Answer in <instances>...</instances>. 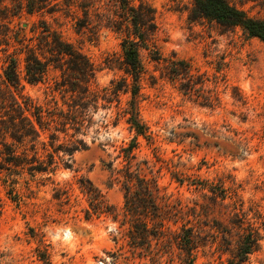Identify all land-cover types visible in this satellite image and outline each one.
<instances>
[{
    "label": "rangeland",
    "instance_id": "374dc122",
    "mask_svg": "<svg viewBox=\"0 0 264 264\" xmlns=\"http://www.w3.org/2000/svg\"><path fill=\"white\" fill-rule=\"evenodd\" d=\"M28 1L0 0V70L9 37L38 42L50 27L94 63L100 88L123 76L118 70L122 37L103 22L106 10L116 11L114 1L98 2L81 32L75 29L76 20L86 18L76 8L72 7L75 15L68 10L73 0H46V9L32 15L21 10ZM231 1L264 18V0ZM140 2L154 9L157 25L156 51H141L146 73L140 92V115L155 144L150 147L140 138L134 164L146 173L153 169L160 177L162 193L182 211L177 213L181 219L168 224L163 242L154 239L150 246L138 248L130 244L125 195L120 185L111 186L109 167L123 166L116 157L134 134L124 121L113 125L116 110L100 109L93 129L109 125L95 142L93 133L86 138L89 149L74 154L71 168L35 177L8 175L0 169V264H183L184 253L175 236L186 221L201 225L195 264H228L232 254L226 248H234L239 239V229L232 223L233 200L214 204L210 188L204 189L210 185L229 195L238 193L248 222L262 234L260 249L245 264H264V42L240 29L228 31L204 19L192 20L193 0H135ZM177 58L190 61L199 79L206 81L200 95H217L220 104L203 107L179 92L167 68ZM20 71L23 78V60ZM218 75L225 79L219 87ZM59 76L51 70L44 83L23 82L24 92L41 105L53 97L62 105L61 96L52 93ZM128 99L122 96L124 104ZM153 147H158L164 162L156 161ZM171 170L183 173L186 180L179 183ZM87 180L115 208L118 220L105 215L86 220L89 199L81 182L88 187Z\"/></svg>",
    "mask_w": 264,
    "mask_h": 264
},
{
    "label": "trees",
    "instance_id": "16d2710c",
    "mask_svg": "<svg viewBox=\"0 0 264 264\" xmlns=\"http://www.w3.org/2000/svg\"><path fill=\"white\" fill-rule=\"evenodd\" d=\"M72 1V0H71ZM106 0H73L68 6L84 12L86 20L75 18V29L81 32L88 25L90 10L98 2ZM117 9L106 10L103 22L115 33L121 35L123 61L118 70L123 72L120 79L113 80L109 86L100 88L97 84V68L94 63L72 43L68 42L59 30L45 27L38 42L23 37H9L6 43L5 62L0 70V157L3 162L0 169L8 175H51L62 167L71 168L76 152L89 149L86 138L94 134L93 142L106 126L94 128V117L100 109L116 110L114 126L124 121L133 139L127 146H122L116 159H121L122 167L109 171L113 185H120L125 195L124 223H130L129 242L134 248L150 246L154 239L163 242L168 225L178 224L182 211L166 194L162 193L160 177L153 169L146 173L141 165L134 164L135 151L140 148L139 139H144L152 147L155 137L140 115V92L146 69L141 58V51H156L154 38L157 32L154 9L145 2L135 0H112ZM46 0H29L21 8L32 15L46 9ZM194 9L191 19H204L228 31L240 29L249 38L264 42V18L250 15L231 0H193ZM74 15L76 11H72ZM18 14L13 15V17ZM23 29L20 30V34ZM18 35V33H17ZM16 39V41H15ZM12 49V52H10ZM24 62V77H21L20 65ZM155 60H166L157 57ZM171 82L178 85V90L203 107L214 108L220 98L201 94L206 81L199 79L190 61L175 59L167 66ZM58 71L60 76L52 88L53 96H61L62 105L56 97L41 105L24 92V84L44 83L50 71ZM220 67L217 68L219 72ZM220 73V72H219ZM225 79L216 77V86ZM200 86V87H199ZM129 96L126 104L122 96ZM94 130V131H93ZM93 131V132H92ZM156 161L164 162L158 154V147H153ZM69 156V159L64 158ZM148 165V162L145 163ZM172 176L179 183L186 179L183 173L171 170ZM151 175V176H149ZM89 186H81L89 199L86 220L94 216H113L118 214L102 192L89 180ZM210 188V189H209ZM212 193V202L233 200V224L239 229V239L234 248L226 251L232 254L228 264H245L250 256L260 249L262 234L260 229L248 222L243 213V202L238 193L229 195L226 189L219 191L213 185L205 187ZM60 191V190H59ZM63 192L61 193V195ZM69 198L68 191H64ZM177 216V219L175 218ZM175 218V219H174ZM175 236L180 250L184 253L183 264H195L201 247V225L186 221L179 227ZM225 264V263H221Z\"/></svg>",
    "mask_w": 264,
    "mask_h": 264
}]
</instances>
